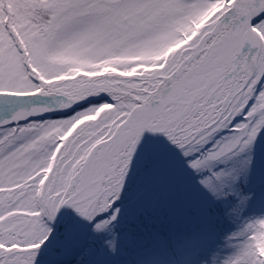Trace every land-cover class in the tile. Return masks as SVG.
Returning <instances> with one entry per match:
<instances>
[{
  "label": "snow or ice",
  "instance_id": "snow-or-ice-1",
  "mask_svg": "<svg viewBox=\"0 0 264 264\" xmlns=\"http://www.w3.org/2000/svg\"><path fill=\"white\" fill-rule=\"evenodd\" d=\"M105 62L137 71L57 79ZM0 105L14 106L0 120V264H61L54 253L81 234L69 220L56 237L60 209L109 230L129 181L171 172L172 146L213 198L239 197L238 213L252 197L235 184L248 182L264 139V0H0ZM73 105L67 118L20 123ZM232 157L235 167L215 170ZM236 235L243 242L225 264H264V218Z\"/></svg>",
  "mask_w": 264,
  "mask_h": 264
},
{
  "label": "trees",
  "instance_id": "trees-1",
  "mask_svg": "<svg viewBox=\"0 0 264 264\" xmlns=\"http://www.w3.org/2000/svg\"><path fill=\"white\" fill-rule=\"evenodd\" d=\"M144 70L149 69L145 67ZM94 102L104 101L98 99ZM81 110L76 109L77 112ZM71 115L75 112L57 118ZM93 117L86 115L77 120L66 133V138L76 132L85 119L93 121ZM238 160V157H232L217 163L215 170L235 167ZM172 161L168 175L142 184L134 198L120 203L125 206L109 230L96 231L95 221L88 255L69 264H86L85 260L89 264H144L146 258L148 264H187L203 255L212 244L220 246L218 264H225L227 259L236 255L239 247L234 244L239 243L237 239H242L236 234L246 224L257 220L264 209V139L257 145L255 165L248 182L241 176L235 184L239 193L252 197L238 213L232 208L240 203L239 197L213 198L199 184L200 175L181 167V159L174 155ZM126 207H132V210ZM113 240L117 247L115 253L109 248V242ZM261 255H264V248ZM112 256H116L117 261L109 260Z\"/></svg>",
  "mask_w": 264,
  "mask_h": 264
},
{
  "label": "rangeland",
  "instance_id": "rangeland-1",
  "mask_svg": "<svg viewBox=\"0 0 264 264\" xmlns=\"http://www.w3.org/2000/svg\"><path fill=\"white\" fill-rule=\"evenodd\" d=\"M135 58H138V57H135ZM132 59H134V58H132ZM64 62L66 63V62H68V60H65ZM81 72H83L81 69H76L75 70V74L73 76H71V77L60 76L57 79L58 80H63V79L67 78V79L74 80L77 76H80V75H85V76H87L89 78L106 75L105 71H103V70H100L99 72H91V73H84L83 72L82 74H80ZM110 73H113V72H109L108 74H110ZM115 74H117V73H115ZM51 82L53 83V81H47V80L45 81V83H51ZM93 99H97V98H93ZM41 100H43V99H41ZM38 102H41V101H38ZM10 108L12 110H14V106H10ZM72 108H73L72 106L70 108H60V107H55L54 106L49 112L38 114L37 116H41V115H44V114H53V113H65V112L71 111ZM103 110L104 109L102 108L101 111H103ZM100 112L96 115V117H98L100 115ZM96 117L94 118V120L96 119ZM49 120H57V119H42V120H40V119H29L28 121L22 122L21 124L29 123V122L42 123V122L49 121ZM88 121H91V120L85 119L79 125V128L82 125H85L86 122H88ZM240 122H243V121L239 120L237 123H240ZM236 130L237 129L235 127H231L228 130L227 129H222L217 134L216 139H226V138L230 137L231 135H233ZM210 146L211 145H209V147ZM171 155H174L175 157L181 159V164H180L181 167H183L184 169L189 168L187 166V163L185 162V160H183L184 156L182 155V152H181V150L178 147L172 146ZM142 175H148V174H142ZM141 185L142 184H138L135 181H129L128 182L125 191L122 193L121 199L117 202V207H119L120 210H122L123 207L125 206V205H121L120 203L128 200L132 196L134 198V193L137 191L138 187H140ZM126 208L128 210H132V207H126ZM69 213L70 214L67 213V216H66V218L64 220V225L69 220L73 224H75L78 227V229H79V232L81 234V239H80L79 243L67 254H65L63 250L56 251L54 253V256L59 261H62V260L64 261L66 259L74 257L75 255H77L78 253H80L82 251V248L88 249V246L90 244L89 238H91L92 235H94V232L92 231V229H93V225H94V222H95V218L93 219V221H88L86 218L81 217L79 214H77L74 209H71ZM262 218H264V209L261 210V212L259 213V215L257 217V220L258 219H262ZM55 222H56V220L53 222L52 226H54ZM37 227H39L40 231H44L45 230V226H44L43 220L39 221L37 226H34L33 228L29 229V235L32 236L33 238L36 235L39 234L37 232ZM62 232H63V229L58 234V237L62 234ZM237 240H238L239 243H235L234 245L239 247L241 245V243L243 242V238L242 239H237ZM219 253H220V246L218 244H214V245L212 244V245L208 246L205 249V251L202 253L203 255L197 256V258H195V260H193V261H190L189 264H203V263L204 264H218V255H219ZM109 260H111L112 262H115V261H117V257L116 256H112V257H110Z\"/></svg>",
  "mask_w": 264,
  "mask_h": 264
},
{
  "label": "water",
  "instance_id": "water-1",
  "mask_svg": "<svg viewBox=\"0 0 264 264\" xmlns=\"http://www.w3.org/2000/svg\"><path fill=\"white\" fill-rule=\"evenodd\" d=\"M68 208H69V206H63L60 209L58 220H57V222H56V224L54 226V229L56 230V235H57V233L59 231L60 225H61V223H62V221H63V219H64V217L66 215V212H67Z\"/></svg>",
  "mask_w": 264,
  "mask_h": 264
}]
</instances>
